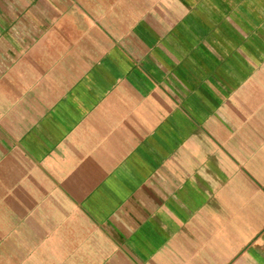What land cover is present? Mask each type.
<instances>
[{"label": "crops", "instance_id": "1", "mask_svg": "<svg viewBox=\"0 0 264 264\" xmlns=\"http://www.w3.org/2000/svg\"><path fill=\"white\" fill-rule=\"evenodd\" d=\"M0 264H264V0H0Z\"/></svg>", "mask_w": 264, "mask_h": 264}]
</instances>
